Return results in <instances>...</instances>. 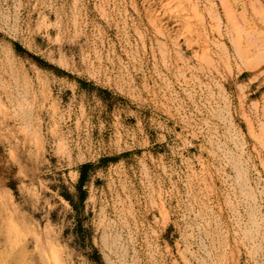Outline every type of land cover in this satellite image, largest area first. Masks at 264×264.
<instances>
[{"label":"rangeland","instance_id":"obj_1","mask_svg":"<svg viewBox=\"0 0 264 264\" xmlns=\"http://www.w3.org/2000/svg\"><path fill=\"white\" fill-rule=\"evenodd\" d=\"M0 264H264V0H0Z\"/></svg>","mask_w":264,"mask_h":264}]
</instances>
